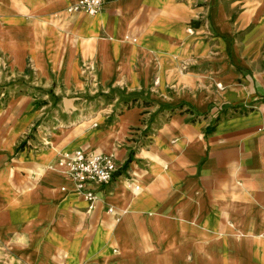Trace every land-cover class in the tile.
Masks as SVG:
<instances>
[{
  "label": "crops",
  "instance_id": "crops-1",
  "mask_svg": "<svg viewBox=\"0 0 264 264\" xmlns=\"http://www.w3.org/2000/svg\"><path fill=\"white\" fill-rule=\"evenodd\" d=\"M75 1L0 0V264H264V0Z\"/></svg>",
  "mask_w": 264,
  "mask_h": 264
},
{
  "label": "built area",
  "instance_id": "built-area-1",
  "mask_svg": "<svg viewBox=\"0 0 264 264\" xmlns=\"http://www.w3.org/2000/svg\"><path fill=\"white\" fill-rule=\"evenodd\" d=\"M106 0H77L68 6L70 13L85 12L97 14L104 6ZM92 67V66H91ZM68 162V175L75 180L79 191L84 193L85 199L90 202L89 209L96 208V193L93 190H84L88 182L96 184L109 183L118 171V164L113 154L98 152L96 150L76 149L65 153ZM139 189V186H136ZM110 206L108 212H114Z\"/></svg>",
  "mask_w": 264,
  "mask_h": 264
},
{
  "label": "rangeland",
  "instance_id": "rangeland-1",
  "mask_svg": "<svg viewBox=\"0 0 264 264\" xmlns=\"http://www.w3.org/2000/svg\"><path fill=\"white\" fill-rule=\"evenodd\" d=\"M2 66H3V70L2 71H4V75L7 73V69H8V64H2ZM80 96H82V95H80ZM43 170H41V172H42ZM34 180L33 179H31L30 180V182H33Z\"/></svg>",
  "mask_w": 264,
  "mask_h": 264
}]
</instances>
